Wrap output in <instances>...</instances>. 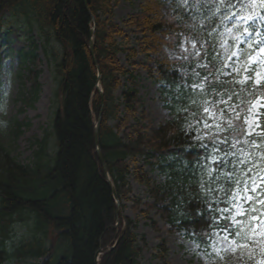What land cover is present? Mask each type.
<instances>
[{"label": "trees", "instance_id": "trees-1", "mask_svg": "<svg viewBox=\"0 0 264 264\" xmlns=\"http://www.w3.org/2000/svg\"><path fill=\"white\" fill-rule=\"evenodd\" d=\"M165 2L145 0L139 11L123 22L141 37L139 51L147 54L145 64L134 66L163 85L162 99L172 114L170 121L152 128L145 112L139 111L133 73L118 59L124 51L118 39L124 32L112 22L115 0H86L87 9L83 0H0V30L5 12L20 14L30 28L38 30L46 57H54L52 42L62 49L61 59L53 65L55 93L61 96L52 122L54 153L48 154L46 137L34 141L33 165L23 166L0 143V264L9 260L22 264L28 259H43L41 264H95L96 253L113 246L123 221L119 218L116 225L115 200L95 151L94 127L101 104L99 149L117 199L130 202L132 212L144 218L153 212L162 222L158 227L153 217L149 218L157 231L183 232L187 240L207 248L212 232L229 223L211 209L227 206L224 201L233 191L251 190L254 180L264 176V110L258 136H248L244 123L249 109L264 98V82L258 86L252 81L239 84L232 76L224 77L220 42L214 36L222 29L225 17L241 11L240 0H169L171 9L165 8ZM256 11L264 16V8ZM90 15L95 19L94 57L102 98L96 90L97 69L89 52ZM250 28L254 31L257 25ZM36 51L32 42L29 51L19 53L21 62L28 64L26 74L20 76L30 84L26 105L36 100L39 91L40 58ZM134 56L135 51L129 50L127 57ZM176 65L189 75L179 76L174 71ZM126 77L129 87L116 97L120 79ZM200 84L203 89L194 87ZM229 96L233 106L239 105V118L227 109L225 120L233 119L238 131L227 129L225 124L220 139L226 138V142H217L219 151L214 152L203 122H198L203 100H228ZM194 112L198 114L195 119ZM212 156L218 160L213 161ZM241 160L245 162L239 163ZM139 161L150 171L158 170L164 176L163 184L151 182L148 173L138 166ZM225 173H231L232 179H226ZM131 175L144 185L149 201L131 197ZM247 207L249 214L242 221L252 229L249 216L260 217L264 205L253 201ZM29 222L33 224L28 226ZM18 224H26L30 232L9 254L6 241ZM124 225L126 231L111 251L100 256L98 264H140L143 247L134 232L136 224L125 218ZM238 230L230 224L229 233L237 241ZM58 237L67 242L68 250L54 260L52 243ZM47 240L50 246L45 245ZM32 243L37 249L30 253ZM261 261L264 252L259 251L240 264Z\"/></svg>", "mask_w": 264, "mask_h": 264}, {"label": "rangeland", "instance_id": "rangeland-1", "mask_svg": "<svg viewBox=\"0 0 264 264\" xmlns=\"http://www.w3.org/2000/svg\"><path fill=\"white\" fill-rule=\"evenodd\" d=\"M145 0H115L113 4L112 22L122 28L124 35L118 39L120 48L124 50L118 55L120 64L129 72L133 73L135 84L137 86V97L140 102V110L144 111L147 117V124L152 128L157 127L171 119V113L165 108L161 98V86L148 77L146 71L139 66L147 62L146 53L139 50L141 37L133 30L126 28L123 22L132 14L139 11L140 6ZM165 8L171 9L169 0L165 2ZM251 22V21H250ZM249 21L244 22L236 18L235 15L227 18L216 35L221 42L220 52L222 61L225 64L226 72L235 75L239 80L249 76L255 83L256 72L264 71L259 63H252L248 66V71H241L239 74L233 72V67L240 68L248 60V57L257 56L259 48L264 47V22L261 28L254 34L250 33ZM234 25H242L248 28V32L236 39L237 32ZM232 29V31H228ZM37 46L36 54L40 58L38 75L39 91L37 98L30 105L24 103L28 96L30 84H25L21 75H25V67L28 64L21 62L19 53L31 49V43ZM249 44L252 45L249 48ZM54 57L45 56L42 51L43 41L38 30L30 28L24 16L20 14H11L5 12L4 25L0 30V143L10 152L16 162L23 166H32L34 161L33 153L36 147H32L34 141L47 138L48 154L52 155L56 149L55 136L51 124L54 113L60 107L61 96L56 95L57 84L55 82L54 64L58 63L62 56V49L51 43ZM128 50H134V58L129 59ZM235 52L236 55H232ZM51 60V64L49 63ZM139 65L135 67L134 65ZM248 79V80H250ZM247 81V80H246ZM261 82H264L262 80ZM121 87L116 91L115 96L119 97L128 87L126 78H121ZM256 84V83H255ZM264 109V100L257 101L251 108L250 114L246 118L245 124L249 133L258 132V117ZM19 127L18 136H15L17 127ZM113 125V122H110ZM142 166V162L138 163ZM144 172H149L148 177L155 184H163L164 176L157 170L149 171L144 167ZM129 186L132 190L131 197L141 198L143 202L148 201L144 185L134 179L128 178ZM257 189V187H256ZM251 193L238 194L237 203L241 204L246 211V204L250 201L247 196ZM256 197H260L257 194ZM124 206L122 211L123 218L135 221V234L139 241V246L143 247L138 261L140 264H240L244 259L252 257L256 252L261 251V244L264 238L260 237L259 229L264 228V215L253 221L252 229L256 230V235L248 242L247 248H236L231 236L229 240L223 237L228 235L223 230L212 234L208 248H200L191 241H188L182 232L168 233L164 230L157 231L149 220L154 215L152 212L147 218L139 213H133L131 203L121 202ZM153 220L161 227V221L157 216ZM243 217V216H242ZM242 217L237 219L242 221ZM230 222V221H229ZM33 224L28 223V226ZM236 227L235 225H233ZM30 231L26 224H18L11 234L10 239L6 241V249L9 254L13 252V247L18 245L19 241L27 238ZM53 237H56L54 232ZM53 251L51 253L54 260L59 259L64 252L68 250V244L64 239L58 237L53 239ZM50 246V241L45 242ZM37 247L32 243L30 253ZM27 254V253H26ZM43 259H28L22 264H41ZM7 264H14L9 260ZM17 264V263H16ZM20 264V263H18Z\"/></svg>", "mask_w": 264, "mask_h": 264}, {"label": "snow or ice", "instance_id": "snow-or-ice-1", "mask_svg": "<svg viewBox=\"0 0 264 264\" xmlns=\"http://www.w3.org/2000/svg\"><path fill=\"white\" fill-rule=\"evenodd\" d=\"M241 3V11L236 13L235 16L241 21L247 22L250 20H253L254 17L261 19L262 22H264V17H260L258 11H256L257 8H264V0H240ZM251 9V11H248ZM243 13V14H241ZM227 18V17H225ZM233 28L236 29L237 36L236 39H239V37L243 34H246L248 32L247 27H243L242 25H234ZM228 31H232V29H229ZM252 45L249 44V48H251ZM232 55H236L235 52L232 53ZM259 63L261 64V67L264 68V47L259 48V52L257 56H249L248 60L244 62L240 68L233 67V72H236L239 74L241 71L247 72L248 66L252 63ZM250 79L249 76H245L243 79L237 80L236 83L244 84L246 80ZM205 80H207V77H205ZM264 80V71H257L256 72V84H260L261 81ZM194 87H199L200 89L204 88L203 84L200 85H194ZM232 99L231 96H229L228 100L223 99L222 97L218 101H209L208 99L203 100V107H202V114H200L198 122H203V127L206 130V134L208 136V139L211 140L214 144L213 151H219L218 147L215 145L218 143H225V139H220V135L226 131L225 124L227 125V129H231L232 131L236 132L238 129L234 127L233 125V119H226L225 120V113L227 109H231L233 113H235V118H239V112L237 109L239 108V105L233 106L230 103V100ZM196 101L193 100V104H195ZM220 105H225L226 108L219 107ZM187 111V109H186ZM197 113H193V118H197ZM199 139H203V137H200ZM206 147V145H202ZM235 145H233L234 147ZM228 155V154H226ZM213 161H217V156L211 157ZM245 161L241 160L239 163L243 164ZM209 174L211 175V170H209ZM226 179L231 180L232 174L231 173H225L224 174ZM237 184L240 183V181H236ZM221 191H224L223 188H221ZM248 189L245 188V192H247ZM257 191L256 187L253 186L251 189V192L255 193ZM225 195H228L227 192H225ZM237 193L235 191L232 192V195L229 197L228 200L224 201V203L227 205L222 208H212L211 211L213 213H219V219H222L226 222L230 221L231 225H235L237 229H240L235 232V236L239 237L238 241H234L236 248H247L249 247L248 243H240V241H247L252 239L256 235L255 229L248 228L247 222L241 221L237 219L238 217H242L245 215H248L249 213L246 212L242 205L237 203ZM248 201L253 200V196L248 195L247 196ZM257 203L264 205V200H257ZM251 211H255V209H252ZM249 219L252 221L257 220V217L254 215H250ZM264 223V222H262ZM229 223L224 224L223 231L225 233H228V235H225L223 238L227 241L229 240L231 233H229ZM247 229V230H246ZM259 235L260 237L264 238V228L259 229ZM261 251L264 252V242L261 244ZM260 264H264V261H261Z\"/></svg>", "mask_w": 264, "mask_h": 264}, {"label": "water", "instance_id": "water-1", "mask_svg": "<svg viewBox=\"0 0 264 264\" xmlns=\"http://www.w3.org/2000/svg\"><path fill=\"white\" fill-rule=\"evenodd\" d=\"M83 4H84L85 8L87 9L86 0H83ZM90 18H91L92 23H94V18L92 17V15H90ZM93 31H94V29L91 30V34H93ZM89 51H90V54H91V56H92V59H93V61H94V64H95L96 68H98V67H97V64H96V62H95V58H94L93 42H92V40H91L90 43H89ZM98 74H99V72H98ZM97 90L99 91V93H100V95H101V98H102V91H100V90L98 89V87H97ZM102 113H103V104H101L100 111H99V118H98L97 124H96L95 129H94V143H95V148H96V155H97V158H98V160H99V162H100V164H101V166H102V169H103V172H104L105 177L108 179L107 168H106V166H105V162H104L103 156H102L101 151H100L99 146H98V144H99V142H98V126H99V124H100V122H101V116H102ZM108 185H109V187H110V189H111V192H112L113 197L116 198L115 190L113 189V187H112V185H111V183H110L109 180H108ZM116 207H117V214H118L119 211H120V205H119L118 202H116ZM118 241H119V238L117 239L116 244L118 243ZM116 244L114 245V247L116 246ZM114 247H112L111 249L105 248L104 250H99V251L96 253V255H95V264H96V262H97V260H98V257H99L100 255L108 253V252L111 251Z\"/></svg>", "mask_w": 264, "mask_h": 264}]
</instances>
